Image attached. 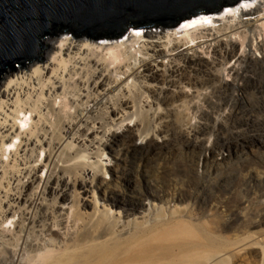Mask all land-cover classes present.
<instances>
[{
  "label": "bare ground",
  "instance_id": "obj_1",
  "mask_svg": "<svg viewBox=\"0 0 264 264\" xmlns=\"http://www.w3.org/2000/svg\"><path fill=\"white\" fill-rule=\"evenodd\" d=\"M263 6L244 0L177 29H133L116 41L50 36L42 64L7 69L0 79V264H226L233 242L195 224L200 219L187 210L150 201L129 218L106 204L125 171L100 158L114 142L125 143L128 155L154 158L179 141L183 151H200V173L227 162L239 141L237 121L254 122L227 91H244L247 82L259 93L264 87L243 75L245 68L264 72ZM224 119H235L232 130L221 127ZM242 218L234 213L231 221Z\"/></svg>",
  "mask_w": 264,
  "mask_h": 264
},
{
  "label": "rangeland",
  "instance_id": "obj_2",
  "mask_svg": "<svg viewBox=\"0 0 264 264\" xmlns=\"http://www.w3.org/2000/svg\"><path fill=\"white\" fill-rule=\"evenodd\" d=\"M250 10L252 9H248ZM152 30L162 31L136 29L144 31V34ZM262 36L264 38V32ZM18 68L20 67L17 65L16 69ZM243 73L246 78L253 77L258 85L264 86L263 71L254 73L252 69L245 68ZM239 83L243 81L239 80ZM247 84L250 88L242 86L244 91L235 87L229 88L226 94L238 112L244 111L252 115L254 120L247 127L237 121V126H242L240 133L235 136L239 141L236 143L235 154L227 162L216 167L210 162L205 172L200 173L196 167L200 151H183L179 141L172 142L168 152L154 158L128 155L125 143L114 142V148H107L105 156L100 159H104L102 161L106 164L110 161L119 163L120 169L125 172L123 179L110 186L118 194L114 198L107 195L110 202L105 203L114 204L110 206L112 209L126 210L131 215L129 218L144 211L142 206L146 210V204L150 201L163 208L177 206L196 215L200 220H195V224L202 223L220 238L233 242L225 252L228 256L226 264H264V224L254 227L251 225L264 219V87L261 89L263 93H259L258 89L252 90L253 83ZM209 124L214 126L213 123ZM223 125V129L230 131L236 121L224 119ZM141 162L143 165H140ZM107 177L108 180L111 179L110 175ZM98 196L102 197L100 193ZM215 204H221L218 212L214 208ZM234 213L243 215L240 222L231 221ZM251 235L255 240L237 248L239 244H243L240 243L242 239ZM255 243L257 244L253 245Z\"/></svg>",
  "mask_w": 264,
  "mask_h": 264
},
{
  "label": "water",
  "instance_id": "obj_3",
  "mask_svg": "<svg viewBox=\"0 0 264 264\" xmlns=\"http://www.w3.org/2000/svg\"><path fill=\"white\" fill-rule=\"evenodd\" d=\"M244 0H0V79L44 62L43 39L61 34L115 40L133 29H173Z\"/></svg>",
  "mask_w": 264,
  "mask_h": 264
},
{
  "label": "clouds",
  "instance_id": "obj_4",
  "mask_svg": "<svg viewBox=\"0 0 264 264\" xmlns=\"http://www.w3.org/2000/svg\"><path fill=\"white\" fill-rule=\"evenodd\" d=\"M142 32H144V31H142Z\"/></svg>",
  "mask_w": 264,
  "mask_h": 264
}]
</instances>
